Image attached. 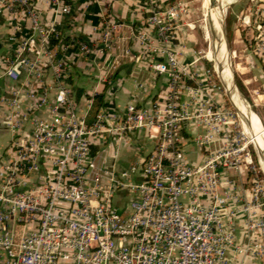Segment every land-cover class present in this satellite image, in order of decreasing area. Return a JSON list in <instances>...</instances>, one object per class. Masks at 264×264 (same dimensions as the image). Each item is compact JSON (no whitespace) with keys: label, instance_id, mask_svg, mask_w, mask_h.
I'll return each mask as SVG.
<instances>
[{"label":"built area","instance_id":"2783aa9c","mask_svg":"<svg viewBox=\"0 0 264 264\" xmlns=\"http://www.w3.org/2000/svg\"><path fill=\"white\" fill-rule=\"evenodd\" d=\"M145 1L154 38L137 31L134 39L154 56L149 69L167 77L166 98L150 109L130 103L113 118L99 111L91 123L77 113L66 54L111 49L117 24L104 18L99 50L76 40L54 45L57 25L42 27L30 0L0 1V13L21 10L31 23L5 73L17 81L24 71L39 84L2 98L13 156L0 167V264H264V182L252 175L251 140L238 112L186 84L188 69L170 47L180 3L162 10L159 0ZM47 69L52 81L43 83ZM186 122L202 129L196 166L182 149ZM141 131L151 151L121 167V150ZM227 172L247 179L249 198Z\"/></svg>","mask_w":264,"mask_h":264},{"label":"crops","instance_id":"0c3cea01","mask_svg":"<svg viewBox=\"0 0 264 264\" xmlns=\"http://www.w3.org/2000/svg\"><path fill=\"white\" fill-rule=\"evenodd\" d=\"M62 1L63 5L69 9L68 13L64 12L62 8L54 6L49 0H30L39 14L41 26L45 28L49 24L55 23L60 35L70 41L84 42L99 50L98 41L104 18L106 16L110 17L117 24L111 49L99 50L86 57L79 53L77 49L70 48L66 54L69 72L67 83L78 115L84 117L87 123L91 122L95 112L93 108L94 97L99 95H102V106H96V108L109 118L121 115L125 106L130 103L145 109H150L155 103H163L168 91L167 77L156 74L149 69V63L154 56L149 54L134 39L137 31H142L154 38L153 31L145 24L148 16L146 1ZM172 1L174 0H159V4L161 7H166L167 5H173ZM188 4L186 1L183 3L185 6ZM179 21L173 20L172 22L175 29L170 47L177 52L179 66L188 69L186 84L191 87L203 86L201 91L203 100H209L216 107L227 108L228 95L226 96L227 90L223 79L217 73L222 79V81H218L219 84L224 83L222 85L226 92L224 94L219 88L220 85H216L215 79L208 69L206 63L210 61L208 59L202 61L197 56L199 44L197 33L184 28ZM185 24L189 25L187 22ZM30 26V20L21 10L11 13L9 10L3 9L0 13V112L3 113L9 110V106L2 98H9L15 88L29 91L39 86L33 77L24 71L19 73L17 81H13L5 73L8 59L13 57L19 49L20 43L30 36ZM54 51L57 52L56 49ZM253 68L254 66L247 69L252 71ZM251 75L253 77L248 76L244 79L245 83L248 81L246 84H250V80L255 79L254 74ZM51 81L52 75L47 69L44 73L43 83H50ZM212 85H215V87L213 88ZM259 95L264 98V93ZM183 100L187 101L186 98ZM229 100L234 107L230 97ZM26 102L28 103V101ZM29 122V119H26L24 124L26 131L29 130ZM201 132L200 127L189 122L182 125V149L188 164L191 166L199 165L204 160V150L194 141V137ZM11 139L10 131L0 120V167L13 156ZM94 142L99 144L96 149H100L102 141L94 140ZM262 144L264 145V139ZM152 147L153 142L147 139L145 131L132 135L129 144L121 150L120 166H129L139 157L147 155ZM255 152L257 153L256 150ZM258 164L261 168L262 162L259 158ZM224 176L233 178L238 188H240V194L249 198L250 189L244 176L232 172H227Z\"/></svg>","mask_w":264,"mask_h":264},{"label":"rangeland","instance_id":"374dc122","mask_svg":"<svg viewBox=\"0 0 264 264\" xmlns=\"http://www.w3.org/2000/svg\"><path fill=\"white\" fill-rule=\"evenodd\" d=\"M183 1L189 4L185 6ZM172 2L173 5L162 7V10L172 8L175 3H180V15L176 20H180L179 22L183 24L184 28L197 33L199 37L197 56L202 61H207V59L210 61L206 63L208 69L214 77L216 85H220L219 88L223 94L226 93L222 86L224 83L219 84L222 80L217 74L212 54L214 26L210 18L209 1L174 0ZM221 21L228 51V71L230 70L231 83L247 108L257 117L258 127L264 132V98L259 95L264 93V0H227L221 11ZM185 22L189 25L187 26ZM209 52L210 56H208ZM253 66L252 71L247 69H251ZM251 74H254L255 79L250 80V84H246L248 81L245 83L244 79L248 76L253 77ZM227 95L228 93H226ZM227 99L226 109L233 115L237 114L229 100V95ZM239 120L237 117L238 127ZM247 152L251 156L254 167L252 175L264 182V169L262 165L261 169L258 164L257 153L251 145Z\"/></svg>","mask_w":264,"mask_h":264},{"label":"bare ground","instance_id":"6f19581e","mask_svg":"<svg viewBox=\"0 0 264 264\" xmlns=\"http://www.w3.org/2000/svg\"><path fill=\"white\" fill-rule=\"evenodd\" d=\"M208 1L210 5V18L214 26L212 54L217 66V71L225 83L227 93L239 114L241 124L248 134L251 144L257 151L258 158L261 159L262 168L264 169V145L262 144L264 132H262L258 127L259 122L257 117L247 108L244 102L240 99V96L236 93L230 80V70L228 71V51L225 41L224 27L222 26L221 21V11L223 10L227 0ZM210 55L211 53L209 52L208 56Z\"/></svg>","mask_w":264,"mask_h":264},{"label":"trees","instance_id":"16d2710c","mask_svg":"<svg viewBox=\"0 0 264 264\" xmlns=\"http://www.w3.org/2000/svg\"><path fill=\"white\" fill-rule=\"evenodd\" d=\"M69 41L70 40L68 38H63L61 35L58 38H56V39L55 38L52 39V42H53L54 45L55 44H61V45L64 44L65 45V44H68ZM96 106H102V95H99V96H95L94 97V105H93V108H94L95 112L93 114V117H92L91 122L93 121V119L97 115V113L99 112V109L97 110ZM91 122H89V123H91Z\"/></svg>","mask_w":264,"mask_h":264}]
</instances>
